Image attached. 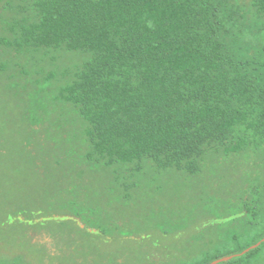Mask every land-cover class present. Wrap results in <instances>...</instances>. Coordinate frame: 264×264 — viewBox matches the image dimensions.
<instances>
[{
  "label": "trees",
  "instance_id": "16d2710c",
  "mask_svg": "<svg viewBox=\"0 0 264 264\" xmlns=\"http://www.w3.org/2000/svg\"><path fill=\"white\" fill-rule=\"evenodd\" d=\"M0 7L14 10L5 23L12 22L8 35L0 37L5 52L66 53L70 65L44 80L55 77L57 110L68 106L74 115L55 131L64 133L67 162L76 153L69 144L81 136L85 161L113 179L108 192L121 193L112 194L115 205L136 203L132 190L151 174L187 184L236 165L240 182L231 183L226 199L199 204L209 214L219 210L208 216L217 223L188 237L185 246L206 240L220 219H228L223 224L231 235L193 258L166 264H210L226 257L231 259L219 264H264V0H0ZM6 64L0 60V72ZM44 112L28 100L20 107L29 122L27 141L36 133L43 138ZM70 165L62 170L65 186L56 173L60 195L46 207L10 210L20 212L18 224H71L77 234L94 239L109 231L86 216H94L104 199L95 188L82 193L72 187ZM145 173L148 180L142 179ZM163 210L151 211L149 222L154 229L165 226V234L186 229L199 212L180 211L179 218L172 211L166 220ZM0 264L30 263L0 255Z\"/></svg>",
  "mask_w": 264,
  "mask_h": 264
},
{
  "label": "rangeland",
  "instance_id": "374dc122",
  "mask_svg": "<svg viewBox=\"0 0 264 264\" xmlns=\"http://www.w3.org/2000/svg\"><path fill=\"white\" fill-rule=\"evenodd\" d=\"M12 13L14 10L9 13L0 7V37L8 35L12 22L8 26L5 23L12 17ZM65 54L26 52L23 49L5 52L0 45V60L7 63L6 72H0V255L11 260L20 257L30 264H166L181 262L187 256L193 258L201 248L207 249L215 241L226 240L233 230L223 224L228 219H220L218 221L221 226L212 229L206 240L199 244L187 241L190 246H185L188 237L203 227L217 223L216 218L208 216L217 214L219 210L209 214L211 211L202 210L199 204L212 202L214 206V202L219 203L226 199V191L229 192L234 187L231 183L240 182L241 174L236 165L228 163L215 168L214 175L209 172L204 175V179L190 180L187 184L179 177L157 174H151L148 180L145 173L142 179L149 182H140L132 190L138 199L136 203L119 207L115 205L117 202L114 199L121 196V193L108 192L107 187L112 185L113 179L107 173L93 169L85 161L81 136L69 144V149L76 153L74 159L70 157L67 162V145L62 144L64 133L56 132L55 128H62L63 123H67L65 120L72 119L74 115L68 106L57 110L61 105L54 100L57 87L55 77L44 84L51 71L59 75L70 65ZM58 75L56 78H59ZM7 91L10 92V97ZM27 100L45 110L39 124L43 138L38 133L30 141L24 138L29 122L23 121L19 113L20 107L23 108ZM55 159L65 166L74 163L76 178H72V187L75 186L82 193L86 190L88 193L95 188L94 194L104 199L103 204L95 210L94 216H86L91 219V224L104 222L109 230L107 233L94 239L77 234L71 224L68 228L46 224L41 220L22 227L16 222L22 220L23 223L20 212L10 214V210L18 206L46 207L48 202L60 195L58 193L61 184L58 183L56 173L61 172L59 180L65 186L62 177L65 166L55 165ZM160 194L162 195L159 196ZM90 196L80 197L88 202ZM162 209L164 210L161 214L166 220L172 211L179 218L182 217L180 211L190 212L194 209L199 212L195 214V218H189V221L194 222L186 229L165 234V226L154 229L149 222L151 211ZM7 211L5 215L4 212ZM25 223L27 224V220ZM114 225L120 228V233L110 231V227ZM37 247L45 250L41 251Z\"/></svg>",
  "mask_w": 264,
  "mask_h": 264
},
{
  "label": "water",
  "instance_id": "95a60500",
  "mask_svg": "<svg viewBox=\"0 0 264 264\" xmlns=\"http://www.w3.org/2000/svg\"><path fill=\"white\" fill-rule=\"evenodd\" d=\"M230 259H231V257H226V258H222V259H219V260H215V261L211 262L210 264H219V263H221L223 261H228Z\"/></svg>",
  "mask_w": 264,
  "mask_h": 264
}]
</instances>
